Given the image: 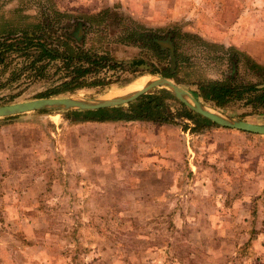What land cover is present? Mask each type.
I'll list each match as a JSON object with an SVG mask.
<instances>
[{"label": "rangeland", "instance_id": "rangeland-1", "mask_svg": "<svg viewBox=\"0 0 264 264\" xmlns=\"http://www.w3.org/2000/svg\"><path fill=\"white\" fill-rule=\"evenodd\" d=\"M107 7L112 12L104 13ZM81 15L91 17L83 24ZM248 19L251 27L264 24V0H0V32L21 35L42 21L51 24L44 31L57 38L49 46L58 53L66 42L74 52L106 54L105 63L116 65L91 66L84 80L92 84L59 97L106 98L168 66L175 53L181 82L168 79L195 97L199 83L229 76L230 85L260 83L239 46L227 44L231 23L238 31ZM135 29L158 33L160 52L128 44ZM169 32L193 37L171 40ZM6 55L0 105L41 98L77 64L44 59L38 71L29 66L36 52ZM166 103L177 124L142 125H165L168 141L156 145L149 136L153 147L138 153L112 141L88 149L82 130L57 109L1 117L0 264H264V135L195 127L177 114L178 99ZM202 103L264 125V112L254 113L245 98L221 109Z\"/></svg>", "mask_w": 264, "mask_h": 264}, {"label": "trees", "instance_id": "trees-1", "mask_svg": "<svg viewBox=\"0 0 264 264\" xmlns=\"http://www.w3.org/2000/svg\"><path fill=\"white\" fill-rule=\"evenodd\" d=\"M112 12L110 9L105 8L104 13ZM101 13V12H100ZM65 14V13H64ZM99 14V13H98ZM60 16H63V13H60ZM90 15H81L82 23L86 19H89ZM84 20V21H83ZM42 21L40 23H30L28 27L21 30L22 34L13 36L17 32L13 30H6L0 32V75H2L9 64L6 62V53L9 49H14L18 52H36V58L29 63L30 68L36 69L38 71L45 68V65L37 63L44 60H53L61 58L64 61L66 68L72 64V62H77L72 69L65 75L64 79L59 81V84H55L52 87H48L43 92H41L38 97H52L58 96L60 94L73 93L77 89L92 84V82H87L84 80V77L87 74L91 73L92 67L95 71L98 69L107 66L114 68L115 64H107L105 61L109 59L108 55H96L83 51L74 52L71 48L68 47L66 42H63L65 52L58 53L57 49L50 48L49 42L53 43L57 38L47 34L44 31V28L50 27L51 24L47 23L43 25ZM53 30V28H51ZM135 31V32H134ZM132 33L128 34L125 39L131 40L128 44H137L139 46H146L159 50L162 47L160 44V36L158 33L149 32H138L135 30L131 31ZM136 34V36H134ZM169 34V33H168ZM171 34V32H170ZM66 38H73L74 36L71 33L64 32L62 34ZM170 39L176 38V36H186L193 37L189 34H171L169 35ZM2 38V39H1ZM121 38V40H125ZM146 39L148 40L146 42ZM139 40H142L143 43H137ZM124 43L127 41H123ZM162 43V41H161ZM62 45V44H61ZM175 46V45H174ZM176 48V47H175ZM172 52L170 49L168 50ZM174 51V50H173ZM245 62L244 66L249 70H253L258 78L261 80L260 83H246V84H232L230 81L233 80L231 76L225 78L224 80L211 81L207 83H199L198 89L194 91L196 97L200 98L203 102H211L213 106L221 109L227 103L233 100H241L245 98V103L251 105L254 113H263L264 112V64H261L253 59L250 55H247L245 52ZM174 57V55H173ZM112 58V57H111ZM234 58V57H233ZM113 60H116L113 58ZM168 66L163 68H155L148 71L149 73H161L166 78H171L175 83L181 82V79L178 78L177 74L179 72L181 64L178 62V54L175 53V57L169 60ZM50 61H48L49 63ZM137 63H142L141 60L136 61ZM240 62V58L235 56L231 62V67L237 68V65ZM232 71V70H231ZM177 100V98L167 89L158 88L151 90L145 94H142L137 99L130 101L127 104L112 106L97 110H59L65 119L69 121L70 124H81L86 122H136V121H146L153 124H177L175 120L176 115H172L169 111L167 100ZM183 109L177 113L178 115H183L185 119L194 121L199 126L205 125H216L209 119L194 113L193 111L187 109L183 104ZM51 110H37V112H50ZM17 115H12L4 117L3 119L11 120ZM245 132V131H241ZM249 133V132H248Z\"/></svg>", "mask_w": 264, "mask_h": 264}, {"label": "water", "instance_id": "water-1", "mask_svg": "<svg viewBox=\"0 0 264 264\" xmlns=\"http://www.w3.org/2000/svg\"><path fill=\"white\" fill-rule=\"evenodd\" d=\"M171 48V47H170ZM141 69H150L149 65L142 64ZM149 79L143 87L129 94L112 98H80L75 96H52L41 97L27 101L0 105V118L12 116L37 110L57 109V110H97L112 106L127 104L137 99L142 94L154 88L162 87L170 91L183 105L196 114H199L213 123L230 129L245 131L249 133L264 135V125L256 124L247 120L237 119L212 110L202 103L189 91L184 89L172 80L159 74H149Z\"/></svg>", "mask_w": 264, "mask_h": 264}, {"label": "crops", "instance_id": "crops-1", "mask_svg": "<svg viewBox=\"0 0 264 264\" xmlns=\"http://www.w3.org/2000/svg\"><path fill=\"white\" fill-rule=\"evenodd\" d=\"M231 25L233 26V31L228 35H232V40H230L229 42L226 40L227 44H237L241 49V52H245L247 55L253 57V59L257 62L264 64V24L257 23L252 25L251 27L250 19H248L246 24L243 23L240 25L238 31H234V24L231 23ZM236 25L239 26L238 22ZM171 34H173V32H171ZM171 34L169 32L168 35ZM181 34L184 35L189 33ZM131 45L139 46L137 44ZM145 122L146 121L126 123L86 122L81 124H73V129L77 131L82 130L81 139L88 142V149L94 150L93 144H95L96 142L112 141L113 144H120L121 146H132L133 149H135L138 153L140 152V150H144V147H153L152 144L147 143L149 136H151V138H154L152 142L156 145H161L162 143L167 142L169 139L168 136L165 135L167 133H164V130H167L164 127L165 125H160L157 127H146L145 125H142ZM134 145H136L137 147Z\"/></svg>", "mask_w": 264, "mask_h": 264}, {"label": "bare ground", "instance_id": "bare-ground-1", "mask_svg": "<svg viewBox=\"0 0 264 264\" xmlns=\"http://www.w3.org/2000/svg\"><path fill=\"white\" fill-rule=\"evenodd\" d=\"M149 79H151L149 75H140L134 78L131 82H129L123 88L107 93L106 98L122 96V95L129 94L133 91H136L140 89L141 87H143Z\"/></svg>", "mask_w": 264, "mask_h": 264}]
</instances>
